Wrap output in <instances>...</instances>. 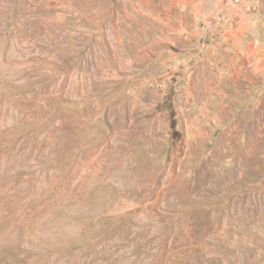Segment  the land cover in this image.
<instances>
[{
    "label": "rangeland",
    "instance_id": "374dc122",
    "mask_svg": "<svg viewBox=\"0 0 264 264\" xmlns=\"http://www.w3.org/2000/svg\"><path fill=\"white\" fill-rule=\"evenodd\" d=\"M240 4L225 50L186 27L228 0H0V264H264V0Z\"/></svg>",
    "mask_w": 264,
    "mask_h": 264
},
{
    "label": "crops",
    "instance_id": "0c3cea01",
    "mask_svg": "<svg viewBox=\"0 0 264 264\" xmlns=\"http://www.w3.org/2000/svg\"><path fill=\"white\" fill-rule=\"evenodd\" d=\"M182 2H184V0H182ZM197 5L198 9L202 10L201 2L198 1ZM190 8L195 9V6L192 5ZM218 9L219 10L216 11L215 15L222 16L221 33L219 36V38L221 39L220 41H218L219 38L216 39L215 43L217 45H221V47L225 46V50L236 48L240 42V39H242L243 28L247 23V14L242 11L241 4L232 5V7H230L229 9H225L223 7H219ZM197 17L200 16L192 18L194 20L192 24L193 27H186L189 33L195 37H197L198 24L201 20Z\"/></svg>",
    "mask_w": 264,
    "mask_h": 264
},
{
    "label": "built area",
    "instance_id": "2783aa9c",
    "mask_svg": "<svg viewBox=\"0 0 264 264\" xmlns=\"http://www.w3.org/2000/svg\"><path fill=\"white\" fill-rule=\"evenodd\" d=\"M232 5H239L241 0H228ZM222 16H209L200 20L198 24L197 38L201 40L203 46L214 42L221 33Z\"/></svg>",
    "mask_w": 264,
    "mask_h": 264
}]
</instances>
